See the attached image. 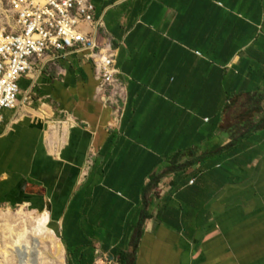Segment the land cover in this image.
Returning a JSON list of instances; mask_svg holds the SVG:
<instances>
[{
  "label": "crops",
  "instance_id": "crops-1",
  "mask_svg": "<svg viewBox=\"0 0 264 264\" xmlns=\"http://www.w3.org/2000/svg\"><path fill=\"white\" fill-rule=\"evenodd\" d=\"M92 2L122 117L84 55L40 61L2 112L0 209L56 222L60 264H264V0Z\"/></svg>",
  "mask_w": 264,
  "mask_h": 264
},
{
  "label": "built area",
  "instance_id": "built-area-1",
  "mask_svg": "<svg viewBox=\"0 0 264 264\" xmlns=\"http://www.w3.org/2000/svg\"><path fill=\"white\" fill-rule=\"evenodd\" d=\"M7 1L9 22L0 27V122L4 110L18 107L19 80L33 74L40 61L66 52L93 62L99 99L117 122L123 114L125 88L118 80L116 50L108 41L98 42L103 22L95 16L92 0ZM21 255L27 254L18 251L6 257L0 249V264H22ZM34 258L32 252L28 264H35Z\"/></svg>",
  "mask_w": 264,
  "mask_h": 264
},
{
  "label": "rangeland",
  "instance_id": "rangeland-1",
  "mask_svg": "<svg viewBox=\"0 0 264 264\" xmlns=\"http://www.w3.org/2000/svg\"><path fill=\"white\" fill-rule=\"evenodd\" d=\"M9 17L8 1L0 0V27L9 22ZM35 217L48 220L44 214L35 212L28 207H16L12 210L0 209V249L4 253L9 249L11 250V248L18 252L22 251L23 246L29 245L35 256V264H60L61 250L56 251L60 248L57 245L59 241L55 231V229L57 230L56 222L50 224V229L54 233L52 236L48 225L36 223L39 220H36ZM51 239L53 240L52 251L49 248V243L52 242ZM7 254L10 255L11 253L7 252ZM26 257L28 258L27 255Z\"/></svg>",
  "mask_w": 264,
  "mask_h": 264
},
{
  "label": "bare ground",
  "instance_id": "bare-ground-1",
  "mask_svg": "<svg viewBox=\"0 0 264 264\" xmlns=\"http://www.w3.org/2000/svg\"><path fill=\"white\" fill-rule=\"evenodd\" d=\"M7 252L10 254L11 252H15L12 248H11V251L9 252V251H5V254H6V256H9L10 257V255H8L7 254ZM21 252H23V253H26L27 254V256H28V258L26 257V256H23V255H21V261H22V264H28V262H29V257H30V254L32 253L31 251H29V250H24V251H21ZM15 253H17V252H15Z\"/></svg>",
  "mask_w": 264,
  "mask_h": 264
}]
</instances>
